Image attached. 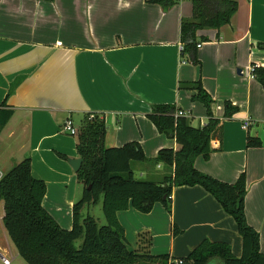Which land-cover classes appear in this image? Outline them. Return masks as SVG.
<instances>
[{
    "label": "crops",
    "instance_id": "0c3cea01",
    "mask_svg": "<svg viewBox=\"0 0 264 264\" xmlns=\"http://www.w3.org/2000/svg\"><path fill=\"white\" fill-rule=\"evenodd\" d=\"M173 1L163 9L147 0H0V105L6 100L13 110L0 133L1 177L29 158L31 176L46 185L42 206L70 229L82 185L68 164L79 156L76 136L62 131L65 120L77 118L78 129L84 114L103 115L105 146L137 142L148 162L131 164L134 177L159 182L169 170L158 164L152 171L151 161L159 150L178 146L147 115L152 106L169 104L191 126H204L205 109L191 101L195 92L179 89L200 80L214 100L213 116L222 121L220 142L211 143L216 151L208 160L197 157L194 168L229 184L245 173L246 221L264 254V89L250 74L252 65L264 68V49L257 47L264 45V0H233L238 8L228 25L197 33L206 40L198 43L200 66L185 61L179 49L190 1ZM227 101L238 112L222 119ZM248 136L261 147L247 148ZM168 207L117 213L130 249L176 261L206 239L241 256L235 221L202 187L173 188Z\"/></svg>",
    "mask_w": 264,
    "mask_h": 264
},
{
    "label": "trees",
    "instance_id": "16d2710c",
    "mask_svg": "<svg viewBox=\"0 0 264 264\" xmlns=\"http://www.w3.org/2000/svg\"><path fill=\"white\" fill-rule=\"evenodd\" d=\"M53 1V0H45ZM191 17L180 23V55L185 61L200 66L197 58V33L202 30H219L228 25L238 5L233 0H189ZM171 8L173 0H147ZM264 49L263 44H258ZM251 76L264 89V68L252 65ZM179 89L194 91L192 102L203 106L207 123L193 127L184 117H175L176 106L163 104L151 107L147 118L158 132L173 139L178 148H164L151 161L162 164L169 174L161 181L137 180L132 163L148 162L141 146L129 142L121 147L105 146L106 122L103 115L86 113L77 129L76 152L82 164L76 178L82 185L81 198L71 210L72 225L63 229L44 209L46 194L43 181L30 174V159L25 158L0 178V202L3 205L2 226L18 256L26 264H264L260 252L259 234L248 225L244 212L246 175L241 173L232 184L203 174L194 168V160H208L214 153L211 143L220 142L221 121L212 114L214 100L202 87L201 81L181 83ZM238 108L224 102L223 118L230 119ZM13 115L11 106L4 100L0 105V133ZM247 148H260L258 138L248 136ZM181 186H200L210 193L226 214L236 223L242 241V253L235 257L230 246L222 242L201 241L185 258L170 261L167 254H139L129 248L124 229L117 213L134 209L148 214L156 203L169 207L172 190ZM101 200L105 225L81 212L87 206H95ZM82 240L79 248L74 242Z\"/></svg>",
    "mask_w": 264,
    "mask_h": 264
},
{
    "label": "rangeland",
    "instance_id": "374dc122",
    "mask_svg": "<svg viewBox=\"0 0 264 264\" xmlns=\"http://www.w3.org/2000/svg\"><path fill=\"white\" fill-rule=\"evenodd\" d=\"M78 125V120L77 118H74V126ZM138 164L140 163H133L132 166L133 168L135 166H137ZM153 169L152 171L155 169V166H151ZM2 171V170H1ZM3 172V171H2ZM137 172H135V177L138 179V175L136 174ZM166 176V170H165V173H164ZM162 179L163 177H159V179ZM145 179V177H144ZM149 180H152V181H155L156 178H153V177H148ZM82 195V194H81ZM81 198V197H80ZM79 198V199H80ZM85 210V211H84ZM2 215H3V205L2 203L0 202V255H4L8 258H10L12 260L11 264H26L16 253L15 251V248L13 246V244L11 243V241L9 240L3 226H2V223H1V218H2ZM81 215L82 217H86L87 215L89 216H92L94 217L97 222H98V225H105L106 224V221L104 219V216H103V213H102V206H101V200L100 202L97 204V205H93V206H86L82 212H81ZM70 218V217H69ZM65 219V222H64V225H66V222L68 221V217H64ZM140 223V222H139ZM60 225H63V224H60ZM131 225V223H127L126 224V227H128V232H129V235L131 233V228L129 227ZM63 229H66L64 228L63 226H61ZM130 239H132V237H129ZM82 243V240L81 239H78L74 242V246L76 248H79L80 245ZM128 243V242H127ZM129 245V243H128ZM18 256V257H17ZM1 264V262H0Z\"/></svg>",
    "mask_w": 264,
    "mask_h": 264
},
{
    "label": "built area",
    "instance_id": "2783aa9c",
    "mask_svg": "<svg viewBox=\"0 0 264 264\" xmlns=\"http://www.w3.org/2000/svg\"><path fill=\"white\" fill-rule=\"evenodd\" d=\"M200 47V45H197V48ZM180 53L182 51V45L180 44ZM185 114L178 110L175 112V117H184ZM248 126V123H244L243 124V129H246ZM62 131L68 133L71 136H76L77 135V129L74 127V124L72 122V120L70 118H67L62 126ZM0 178H1V174H0ZM0 262L1 264H11L12 260L4 255H0Z\"/></svg>",
    "mask_w": 264,
    "mask_h": 264
},
{
    "label": "water",
    "instance_id": "95a60500",
    "mask_svg": "<svg viewBox=\"0 0 264 264\" xmlns=\"http://www.w3.org/2000/svg\"><path fill=\"white\" fill-rule=\"evenodd\" d=\"M68 164H69L70 168L73 170V172L76 173V172H78V170L81 167L82 159L81 158L70 159V160H68Z\"/></svg>",
    "mask_w": 264,
    "mask_h": 264
}]
</instances>
